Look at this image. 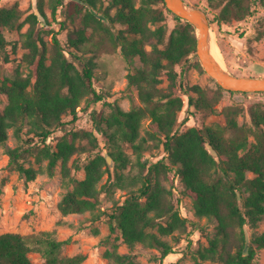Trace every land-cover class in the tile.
Listing matches in <instances>:
<instances>
[{
    "label": "trees",
    "instance_id": "1",
    "mask_svg": "<svg viewBox=\"0 0 264 264\" xmlns=\"http://www.w3.org/2000/svg\"><path fill=\"white\" fill-rule=\"evenodd\" d=\"M209 1L213 8H220L210 18L211 24L240 21L254 12V0ZM60 12L66 16L61 28L67 21L79 22L67 46L58 31L45 30L53 33L49 41L38 28L39 24L45 28ZM25 13L18 4L0 7V58L4 55L5 61H11L9 47L14 53L19 47L24 50L14 73L0 75V92L8 96L7 105L0 110V146L6 145L10 129L21 140L25 127H29L27 134L33 135L23 141L27 146H7L8 166L27 181L41 172L53 176L60 166L69 189L58 203L59 210L65 215L89 211L93 221L108 215L112 231L118 229L131 250L122 253L117 246L107 250L105 255L117 264H139L132 253L138 244L157 248L161 253L158 259L163 261L191 234V221L175 199L178 178L181 193L193 199L195 215L216 222L209 244L197 250L200 259L255 264L258 251L264 249V229L248 238L245 227L256 230L264 223V103L251 104L248 126L239 123L245 108L229 105L223 108L225 126L181 128L192 114L189 111L183 121L179 118L186 106L183 94L188 95V106L209 105L201 86H190L184 74L189 62L205 71L197 54L195 26L169 10L165 0H38V11ZM168 14L175 20L171 31ZM116 24L122 26L119 31L111 28ZM7 30L20 32V39L9 41ZM98 36L120 47L131 69L129 85L136 86L142 104L125 110L118 102H108L110 113L93 112L95 129L107 145L106 153L93 154L92 150L100 146L98 136L66 125L77 123L83 102L87 109L105 98L102 86L95 83L100 65L96 59ZM88 52L95 54L87 56ZM136 57L141 66L135 65ZM178 65L181 71L176 69ZM163 73L168 81L165 88L160 86ZM219 91L217 101L224 91L250 93L220 85ZM67 115L72 116L70 122L65 120ZM147 120L153 128L147 130L148 136L166 153L157 160L144 154L148 137L142 130ZM58 129L64 134L54 143ZM251 135L255 141H250ZM82 138L88 139L89 146L78 142ZM126 145L133 148L136 161L127 153ZM85 152L89 154L83 166L85 176L78 178L72 174L70 161L76 153ZM31 155L40 163L47 160L46 166H27ZM108 155L115 163L113 181L102 184L106 173L112 175ZM76 168L81 166L76 164ZM248 172L254 176L248 177ZM113 187L127 189L128 194L122 202L101 210L103 191ZM67 243L69 239H59L55 230L3 232L0 264H82L87 258L84 253L62 255ZM32 252L39 253L44 262H34Z\"/></svg>",
    "mask_w": 264,
    "mask_h": 264
},
{
    "label": "rangeland",
    "instance_id": "2",
    "mask_svg": "<svg viewBox=\"0 0 264 264\" xmlns=\"http://www.w3.org/2000/svg\"><path fill=\"white\" fill-rule=\"evenodd\" d=\"M140 1V0H139ZM190 5L203 8L207 11L209 19L213 18L218 13L220 8H213L209 0H186ZM18 4L19 7L25 10V16L31 12L38 11V0H0L1 6H11ZM254 12L251 16L243 20H233L231 22H214L211 24L210 39L211 44L216 43L221 50V57L224 66L232 73L238 75L249 76H264V3L262 0H254ZM50 14V10L47 8ZM168 27L171 31L175 26V20L171 14H168ZM64 12H60L56 20L46 24L45 28H38L43 30V35L46 40L51 41L53 33H47L45 30H56L59 32L58 37L62 40L64 46H67L68 37L71 32L78 28L79 22L71 24L67 21L65 28H61V21L65 20ZM43 19V18H42ZM211 23V22H210ZM28 25L24 27V31ZM114 31H119L121 25L116 24L111 27ZM6 37L9 41L20 39V32L6 31ZM98 44L96 59L100 63L97 68L96 81L98 86H102L105 93L103 101L91 104L86 109V103L83 102L78 109L79 120L74 125L68 123V129L88 130L93 131L98 136L100 146L92 150L93 154L98 151L102 153L107 152L106 141L96 131L93 112L108 114L112 107L108 102H118V104L125 110H130L134 106L141 105L136 86L129 85L128 73L131 72L129 64L121 54L120 47L114 46L109 40H102L100 36L95 39ZM11 61L4 60V55L0 58V75H12L15 67L19 64L24 50L19 47L14 53L9 47ZM95 54L88 52L87 56ZM135 65L141 66L142 62L139 57L135 58ZM187 70L184 73L185 79L189 85L198 84L205 92L208 104L200 106H188V95L183 94L186 101V106L180 112L179 118L181 121L185 120L188 112H192L189 120L186 123H181V128L186 129L190 126L206 127V126H225L226 117L223 108L229 105H237L245 108V111L239 117L240 125H251L250 106L256 102L264 103V93L251 92L243 93H229L223 92L220 100L218 82L207 73L190 65V62L185 67ZM178 71H181V66H176ZM27 71V69H26ZM163 83L161 87L165 88L168 81L166 75L163 73ZM101 88V87H99ZM195 94L193 91H191ZM195 96H198L195 94ZM8 103V96L0 92V110ZM72 116L67 115L65 120L70 122ZM25 127L23 131V139H19L14 129L9 131V139L6 145L0 146V234L8 231H15L21 233L39 232L42 230H55L59 239H69L62 250V255H76L84 253L87 258L82 264H117L113 259H109L105 253L107 250H114L115 246L122 252H131L128 246L123 242L121 232L117 229L112 231L111 223L108 215H102L97 221L92 220L91 212L85 213H71L63 214L59 208L58 203L63 195L69 189L63 182L61 167L58 166L56 173L50 176L47 172H41L36 179L27 181L25 176L18 171L12 170L9 164V155L7 154V146L15 147L19 144L24 146L27 144L23 141L29 136ZM147 130H153L150 126V121L147 120L142 130V135L148 137L145 143L147 149L145 156H149L153 160L161 158L166 153L163 146H156V140L151 139ZM64 134L62 129H58L54 133L52 142H56L57 138ZM228 134V132H227ZM51 140V139H50ZM250 141H255L253 135L250 136ZM81 144L88 145V139L82 138L78 141ZM89 146V145H88ZM127 153L133 161H136V155L131 145L125 146ZM109 156V155H108ZM89 157L88 153H76L70 164L72 165V174L78 178H83L85 172L83 166ZM47 160L42 163L36 161L35 156L31 155L26 160V165H32L35 168H44ZM76 164L81 166V169L76 168ZM114 161L111 158L110 169L112 175L106 173L102 184L113 181ZM131 166L127 170H129ZM174 177V173H170ZM248 177H253L254 174L248 172ZM167 186H171L169 180L165 181ZM175 199L179 202L181 212L187 216L191 225L189 227L188 236L175 247V251L169 254L163 261H160V251L157 248H148L138 244L132 253L139 264H223L219 259L202 260L197 254L200 247L209 244L208 238L214 236L216 222L211 221L206 217L199 218L194 213L193 199L190 196L181 193L182 185L175 178ZM128 194L127 189L113 187L111 191H103L101 197L100 209L105 210L111 208L115 202H122ZM264 229V223L254 230L249 226L245 227L248 238L257 231L261 232ZM170 239V238H169ZM233 241V247L235 246ZM31 259L36 263H43L44 259L37 252L30 253ZM255 264H264V249L258 251Z\"/></svg>",
    "mask_w": 264,
    "mask_h": 264
},
{
    "label": "water",
    "instance_id": "3",
    "mask_svg": "<svg viewBox=\"0 0 264 264\" xmlns=\"http://www.w3.org/2000/svg\"><path fill=\"white\" fill-rule=\"evenodd\" d=\"M174 14L192 23L198 33L197 54L203 68L226 90L264 92V76L238 75L230 72L211 52V23L205 9L190 5L186 0H165ZM111 163V156H107Z\"/></svg>",
    "mask_w": 264,
    "mask_h": 264
},
{
    "label": "bare ground",
    "instance_id": "4",
    "mask_svg": "<svg viewBox=\"0 0 264 264\" xmlns=\"http://www.w3.org/2000/svg\"><path fill=\"white\" fill-rule=\"evenodd\" d=\"M211 52L213 53L215 58L224 66V64L222 62V57H221V55H222L221 50L216 43L211 44Z\"/></svg>",
    "mask_w": 264,
    "mask_h": 264
}]
</instances>
